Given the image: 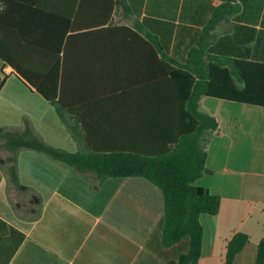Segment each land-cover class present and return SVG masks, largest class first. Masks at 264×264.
I'll return each mask as SVG.
<instances>
[{
    "label": "crops",
    "instance_id": "1",
    "mask_svg": "<svg viewBox=\"0 0 264 264\" xmlns=\"http://www.w3.org/2000/svg\"><path fill=\"white\" fill-rule=\"evenodd\" d=\"M221 2L0 0V127L27 117L46 143L71 152L160 150L185 109L165 66L186 63ZM232 4L204 36L206 56L264 63V0ZM46 83L77 137L37 91ZM199 110L218 126L202 136L207 171L195 184L220 206L200 215L198 264H222L236 232L248 241L233 264H254L264 236V107L201 96ZM16 168L41 210L27 216L29 195L0 164V219L24 234L6 264H166L189 248V236L163 246L162 191L141 176L107 177L91 191L66 163L30 149L17 152Z\"/></svg>",
    "mask_w": 264,
    "mask_h": 264
},
{
    "label": "trees",
    "instance_id": "2",
    "mask_svg": "<svg viewBox=\"0 0 264 264\" xmlns=\"http://www.w3.org/2000/svg\"><path fill=\"white\" fill-rule=\"evenodd\" d=\"M234 9L232 0H222L204 27L200 43L188 52L186 63L180 64V68L165 66L174 74L170 81L185 109L180 112L179 122L173 125L175 135L170 136L160 150L151 154L89 149L71 152L46 143L27 117L22 118L18 128L0 127V148L8 151L4 158H0V164L8 183L15 190L29 195L28 209L33 218L40 214L41 198L19 182L16 154L21 149L34 150L66 163L77 176L89 181L91 191H95L107 177L141 176L149 180L160 188L163 195V246H171L183 236L190 238L188 250L166 264H198L203 238L200 215L216 214L220 206V196L195 184L207 171L202 136L218 126L214 116L199 110V99L210 96L264 107V63L206 56L205 34ZM0 57H3L1 52ZM44 84L37 91L77 137L75 129L68 125L67 110L56 95V85ZM15 205L21 206L19 203ZM23 238L21 231L0 219V264L9 261ZM247 241L246 233H234L227 241L222 264H233L235 255ZM254 264H264V236L257 244Z\"/></svg>",
    "mask_w": 264,
    "mask_h": 264
},
{
    "label": "rangeland",
    "instance_id": "3",
    "mask_svg": "<svg viewBox=\"0 0 264 264\" xmlns=\"http://www.w3.org/2000/svg\"><path fill=\"white\" fill-rule=\"evenodd\" d=\"M29 207H28V204L26 205V209H25V211H26V214H27V216L29 217H31L32 216V213H30V211H29V209H28Z\"/></svg>",
    "mask_w": 264,
    "mask_h": 264
}]
</instances>
